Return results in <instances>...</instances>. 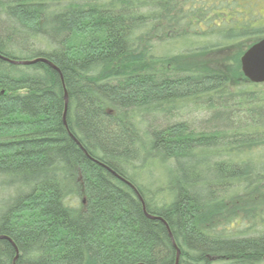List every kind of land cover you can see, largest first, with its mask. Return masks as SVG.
Returning <instances> with one entry per match:
<instances>
[{"label":"trees","instance_id":"16d2710c","mask_svg":"<svg viewBox=\"0 0 264 264\" xmlns=\"http://www.w3.org/2000/svg\"><path fill=\"white\" fill-rule=\"evenodd\" d=\"M246 3L0 0V264H264Z\"/></svg>","mask_w":264,"mask_h":264},{"label":"water","instance_id":"95a60500","mask_svg":"<svg viewBox=\"0 0 264 264\" xmlns=\"http://www.w3.org/2000/svg\"><path fill=\"white\" fill-rule=\"evenodd\" d=\"M241 71L251 83L264 84V39L250 47L241 57ZM35 62V61H34ZM34 62H15L17 65H29ZM180 252L178 251L179 259Z\"/></svg>","mask_w":264,"mask_h":264},{"label":"rangeland","instance_id":"374dc122","mask_svg":"<svg viewBox=\"0 0 264 264\" xmlns=\"http://www.w3.org/2000/svg\"><path fill=\"white\" fill-rule=\"evenodd\" d=\"M243 1V0H241ZM251 9H255L254 12L255 14H257L256 16L258 17V23H264V18H262V16H264V0H250V3H246ZM261 17L262 19L259 20ZM250 42L247 41H241L238 42L237 44L233 45L230 49H228L225 53H223L224 57L227 56L228 58L232 59L233 56L237 55L239 52L242 51V55L239 56V60H241V57L243 56V54L252 46H250L251 44H249ZM249 47V48H248ZM226 54V55H225ZM222 55V56H223ZM199 62V61H198ZM194 63H197V61H195ZM241 64V61H240ZM241 68V65H240ZM195 114V113H193ZM201 114L197 113V115L195 114L194 116H192V118L197 119V120H201Z\"/></svg>","mask_w":264,"mask_h":264}]
</instances>
